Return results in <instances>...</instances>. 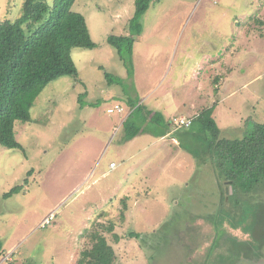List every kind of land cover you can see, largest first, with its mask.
<instances>
[{"label":"rangeland","instance_id":"374dc122","mask_svg":"<svg viewBox=\"0 0 264 264\" xmlns=\"http://www.w3.org/2000/svg\"><path fill=\"white\" fill-rule=\"evenodd\" d=\"M23 2L0 0V21H15ZM71 9L95 46L72 49L77 77L50 82L30 121L14 123L23 152L0 146V264H76L92 228L113 264H264V187L221 205L202 137L172 124L212 106L224 139L264 123V0H153L139 17L132 77L107 37L130 35L135 0H76ZM130 101L160 113L149 130L172 137L123 143ZM115 105L121 113L108 112Z\"/></svg>","mask_w":264,"mask_h":264},{"label":"trees","instance_id":"16d2710c","mask_svg":"<svg viewBox=\"0 0 264 264\" xmlns=\"http://www.w3.org/2000/svg\"><path fill=\"white\" fill-rule=\"evenodd\" d=\"M75 1L24 0L21 14L15 21H0V146L3 148L23 152L15 139L14 123L30 121L34 101L50 82L65 76L77 77L72 49L91 50L95 46L84 16L71 9ZM152 1L135 0L134 16L128 27L130 35L107 37L108 45L115 49L129 77L133 75L132 47L140 34L139 17ZM104 76L111 84H117L110 74L104 73ZM83 98V95L78 98L81 108L85 107ZM128 105L130 113L122 123L123 143L144 133L156 138L172 136L169 129H161L155 134L149 130L152 123L149 118L159 122L162 119L160 113L154 112L150 117L152 111L137 102L130 101ZM214 108L202 110L191 119L187 129L195 128L197 135L202 137L199 149L210 156L209 162L217 174L215 178L220 180L217 179L220 204L224 206L235 200L237 206L240 197L264 187V123L251 126L242 138L224 139L212 116ZM184 150L193 157L199 153L193 149ZM226 183L230 193H225ZM21 189L22 186H15L2 197L7 198ZM123 215L121 213V217ZM99 229L87 231L90 245L79 252L76 264L114 263L115 252ZM107 231L113 234V225ZM113 238L117 243L116 234ZM4 253L0 242V257Z\"/></svg>","mask_w":264,"mask_h":264},{"label":"built area","instance_id":"2783aa9c","mask_svg":"<svg viewBox=\"0 0 264 264\" xmlns=\"http://www.w3.org/2000/svg\"><path fill=\"white\" fill-rule=\"evenodd\" d=\"M109 113H121L122 112V108H120L118 105H115L112 109L108 110ZM191 119L189 118H178V119H174L172 124L175 125V128H188L191 125ZM115 166L114 164L110 165V169H114ZM52 219V216L50 215L49 219H46L44 222L49 223V221Z\"/></svg>","mask_w":264,"mask_h":264},{"label":"crops","instance_id":"0c3cea01","mask_svg":"<svg viewBox=\"0 0 264 264\" xmlns=\"http://www.w3.org/2000/svg\"><path fill=\"white\" fill-rule=\"evenodd\" d=\"M167 137H170V136L168 135ZM171 137H172V136H171ZM171 137H170V138H171ZM160 139H164V137H163V138H156L157 141H159Z\"/></svg>","mask_w":264,"mask_h":264},{"label":"water","instance_id":"95a60500","mask_svg":"<svg viewBox=\"0 0 264 264\" xmlns=\"http://www.w3.org/2000/svg\"><path fill=\"white\" fill-rule=\"evenodd\" d=\"M227 193V192H226Z\"/></svg>","mask_w":264,"mask_h":264}]
</instances>
